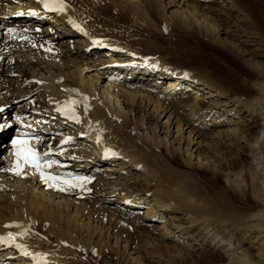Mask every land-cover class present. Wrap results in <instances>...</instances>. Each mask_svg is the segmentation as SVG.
I'll return each instance as SVG.
<instances>
[{"label": "bare ground", "instance_id": "bare-ground-1", "mask_svg": "<svg viewBox=\"0 0 264 264\" xmlns=\"http://www.w3.org/2000/svg\"><path fill=\"white\" fill-rule=\"evenodd\" d=\"M201 8L223 25L197 17ZM105 11L137 30H150V17L162 27L172 21L232 53L235 45L218 33L252 44L239 28L243 17L234 0H0V264L76 263L73 246L91 241V224L85 229L77 218L88 200L113 201L134 225L157 231L168 255L147 250L142 259L149 264L222 262L210 230L204 232L208 227L229 241L232 232L234 243L261 237L264 264V186L251 173L255 163L264 168V135L258 137L264 132V69H255L254 79L233 93L210 77L175 68L147 38L114 30L102 19ZM147 80L168 93L142 98L130 91ZM12 106V117L3 120L1 111ZM207 125L217 127L202 131ZM11 128L39 129L36 146L50 162L30 169L10 157V144L3 142ZM207 131L232 149L235 161L225 165H238L247 181L203 186L199 172L222 174L192 157L196 138ZM63 139L69 143L57 146ZM187 139L189 147L181 144ZM161 150L187 158L181 167L161 166ZM237 258L236 264H249Z\"/></svg>", "mask_w": 264, "mask_h": 264}, {"label": "rangeland", "instance_id": "rangeland-1", "mask_svg": "<svg viewBox=\"0 0 264 264\" xmlns=\"http://www.w3.org/2000/svg\"><path fill=\"white\" fill-rule=\"evenodd\" d=\"M211 1L215 2V0ZM234 2L239 7L242 14L241 16L243 17V19H241V27L239 26V28L244 33L247 32L249 39L252 40V44L250 45L243 43L244 41H238L239 38L234 37L233 33H228L227 31L224 33H218L217 37L225 38L235 45L237 50L233 51L234 53L229 51L230 49L228 46L224 47H228L227 49L229 50H226L224 48L216 46L215 44L207 42L206 40L198 37V35H196L195 33L192 34L191 32L183 31L177 28L175 26V22L172 21L167 25L164 24L163 27L165 25L166 26L165 28H163L162 25L159 26L157 20H155L154 17H150V30H146L145 28L141 27L140 30H137L134 28V26L131 27L132 24H130L123 16L118 15V13L105 11L102 14V19L105 20V23L109 24V26H111L118 32L126 34L133 33L135 35H141L147 38L148 40L145 42H148L149 44L151 43L153 45L152 48H154L153 51H156H154L155 54L159 55L161 53V56L169 60L171 65L175 66V68H181L183 71L185 70L190 73L192 72L191 74L194 75H199L202 77L206 76V78L208 79L210 77V80H214L222 86L225 85V87L227 86L231 88L233 93H241L244 89L242 84L247 82L248 80L250 81L254 79V70L257 68L264 69V0H234ZM184 6L185 5H182V7ZM200 11L201 12L197 15V17L206 20L210 18L208 21H210L211 24L219 26L223 25L220 20L221 18L219 16H217L218 18L215 16V12H206L204 8H201ZM205 22L207 21L204 20L203 23ZM208 29L209 31L211 30L210 27L207 28V30ZM153 51L151 52L152 54ZM195 72H197L198 74ZM25 100L27 104L31 100V97H28L26 99H19V101L16 103V106H18L22 101ZM16 106H12L7 110L3 109L1 111L4 116L3 120L5 119V121H7L12 117V113L13 111H15L14 109H16ZM147 125L153 126L154 122H148ZM215 127L217 126L207 125L202 128V131L207 128ZM208 132L209 131L200 133V135L196 138V140L198 139L196 141L198 145H193L195 147L192 157L193 155L196 156L207 166L221 171L222 174L213 177L212 175H210V172H199L200 174H198V176L201 177V183L203 184V186L208 187V190L211 186L224 187L228 180H233L234 182H241V180L247 181L245 176H243V173L237 170L236 166L238 165L231 167L225 165V162L235 161L232 160L231 157H229L232 153V149L225 148V146L217 143V141L215 142L212 137H209V135L207 134ZM262 135H264V132L260 133L258 137H262ZM160 136L162 137V135ZM160 136H156L155 138L160 141L162 140ZM6 138L3 144L7 142ZM198 141L200 144L198 143ZM181 144L186 147L188 145L191 146L188 142V139ZM255 145L258 146L259 143H255ZM163 151L164 150H161V158L159 159V164L161 163V166L163 165L181 167V160H183L182 158H184V156L185 158H187L185 152L184 154H182V158L179 157L178 159L175 156L172 157L168 154H165L166 152ZM1 154L2 153L0 152V155ZM259 156L260 158L264 157L262 153ZM243 157L245 158V156ZM248 158L250 157L248 156ZM253 161L259 162V160H256L255 158L253 159ZM103 163L105 162H98V165ZM237 163L238 162L236 161V164ZM254 166L255 168L251 169V173L254 174V176L258 179L260 186L263 187L264 176L260 177V173H264V168H262V164L260 163H255ZM93 202L94 201L90 200L86 201L84 203V206L86 207L83 206V208L86 209L83 212L84 217H81L80 214L77 217L79 218L78 223L81 221L79 224L85 227V229H87L86 227L91 224V226H88V231L86 230L88 232V235L91 233V238L89 235V239H91V241H89V243L88 241L78 242L73 246L74 255L76 256L75 259L79 260V262L77 260V262L73 264H149L145 260L146 257L142 259V256L146 254L145 251H150L152 249L157 253L161 252L165 256L168 255L167 250L163 246L158 245L160 240L159 234L156 230L148 229L147 227L144 228V225H142L141 223H138L139 225H134L130 218L124 216L116 210L114 206L115 202L113 201H104L97 204L96 202ZM86 204L89 206H87ZM98 206L100 207L98 208ZM88 207L91 208L89 209ZM101 207L108 208H104L103 210V208L101 209ZM108 209H110V211ZM141 209H143V207L138 208V211L136 212H139ZM90 210H92V212H89ZM95 217H97V219H95ZM93 218L96 221H92ZM88 219L90 222L88 221ZM99 220L100 222H97ZM93 222L97 223L95 224ZM92 228H94L95 231ZM204 230L203 231L205 233L210 230L207 234L213 237L212 244L214 245V243L216 242L215 245L217 246H215V248L218 247L225 256L224 260L217 264H228V260H231L232 258V261H234V263L236 264V261L238 260L237 257H239V259H248L249 264H259L260 260L258 254L263 244H260V241H263L261 237L258 236V238L260 239H258V241L256 242H253L252 238L248 240H239L234 243L235 234H233L232 232L228 233L229 236H232L229 241L224 238L220 239V237H222V234H218L220 229L219 231H216L217 228L211 230V228L208 227ZM92 231L95 234L92 235ZM225 231L227 232V230ZM248 255L252 256L251 259L248 257ZM186 259L190 260L189 258ZM80 261H82V263ZM189 263L191 264L190 261Z\"/></svg>", "mask_w": 264, "mask_h": 264}, {"label": "snow or ice", "instance_id": "snow-or-ice-1", "mask_svg": "<svg viewBox=\"0 0 264 264\" xmlns=\"http://www.w3.org/2000/svg\"><path fill=\"white\" fill-rule=\"evenodd\" d=\"M36 156V154L34 153V152H31L30 153V155L29 154H26V155H24V157H23V162L25 163V164H32V166H38L36 163H35V161L33 160V157H35ZM50 166V165H49ZM73 186H75V185H73Z\"/></svg>", "mask_w": 264, "mask_h": 264}]
</instances>
